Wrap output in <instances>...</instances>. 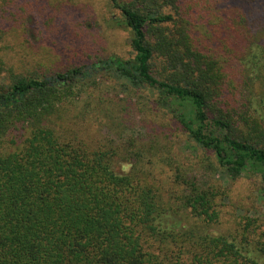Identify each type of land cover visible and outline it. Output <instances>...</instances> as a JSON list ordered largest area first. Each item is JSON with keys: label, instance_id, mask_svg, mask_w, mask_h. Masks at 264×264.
<instances>
[{"label": "trees", "instance_id": "16d2710c", "mask_svg": "<svg viewBox=\"0 0 264 264\" xmlns=\"http://www.w3.org/2000/svg\"><path fill=\"white\" fill-rule=\"evenodd\" d=\"M107 1L119 12L115 25L130 32L133 55L96 60L93 70L153 93L226 175L264 180V117L253 115L258 106L264 112V86L256 100L250 88L264 81V0H221L232 11L224 24L204 22L203 39L183 0ZM239 39L250 51L237 58ZM244 66L247 89L238 96L228 71ZM90 76L81 67L51 82L10 74L0 92V145L13 135L9 149L0 147V264H264L258 239L206 229L218 217L214 186H196L176 169L174 181L184 185L176 198L198 221L183 225L146 173L114 170L116 148H88L58 134L50 116ZM131 146L124 147L131 160L149 152Z\"/></svg>", "mask_w": 264, "mask_h": 264}, {"label": "rangeland", "instance_id": "374dc122", "mask_svg": "<svg viewBox=\"0 0 264 264\" xmlns=\"http://www.w3.org/2000/svg\"><path fill=\"white\" fill-rule=\"evenodd\" d=\"M183 2L195 10L193 28L198 39L207 35L204 22L224 24L232 11L221 0ZM118 17L119 12L107 0H0V92H5L10 74L51 82L58 73L73 67L87 69L93 81L72 85V93L50 116L58 134L88 148H116L114 170L146 173L160 198L177 207L183 225L198 221L176 198L184 186L175 182L176 169L182 179L185 174L196 186H214L220 190L215 199L218 217L207 223L206 229L236 240L241 235L258 239L264 247V180L251 172L226 175L216 166L212 153L196 146L168 112L155 104L153 93L128 85L111 71L93 70L91 63L96 60L133 55L130 32L114 23ZM248 45L239 39L237 58L249 53ZM255 51L260 53V47ZM228 72L236 83V94H245V66ZM262 84L264 81L250 86L257 94L255 100ZM255 109L256 118L264 117L261 107ZM6 140L0 145L2 150L12 146ZM128 141L131 148H149V152H142L138 161L129 159L124 151Z\"/></svg>", "mask_w": 264, "mask_h": 264}]
</instances>
